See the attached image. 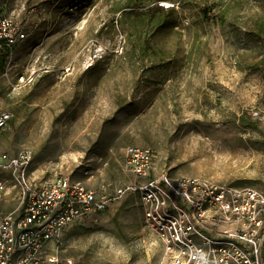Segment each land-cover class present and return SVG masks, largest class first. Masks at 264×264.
Here are the masks:
<instances>
[{
  "label": "rangeland",
  "instance_id": "374dc122",
  "mask_svg": "<svg viewBox=\"0 0 264 264\" xmlns=\"http://www.w3.org/2000/svg\"><path fill=\"white\" fill-rule=\"evenodd\" d=\"M4 1L28 36L0 51V105L16 116L0 153L31 149L32 180L127 184L125 149L139 145L155 149L154 174L264 192V0H141L171 7L143 20L122 13L125 0ZM19 196L0 193V217ZM108 206L67 228L64 256L155 264L161 243L139 194Z\"/></svg>",
  "mask_w": 264,
  "mask_h": 264
},
{
  "label": "built area",
  "instance_id": "2783aa9c",
  "mask_svg": "<svg viewBox=\"0 0 264 264\" xmlns=\"http://www.w3.org/2000/svg\"><path fill=\"white\" fill-rule=\"evenodd\" d=\"M28 32L0 0V51L14 53ZM14 55V54H13ZM34 80V73L22 77ZM0 105V131L15 118ZM33 151L0 153V193L19 189L14 211L0 217V264H73L63 254V235L77 220L98 221L108 205L128 192L139 194L145 227L161 243L155 264H263L264 192L228 187L203 178L154 174L156 151L128 145L127 169L134 180L97 186L68 175L35 182Z\"/></svg>",
  "mask_w": 264,
  "mask_h": 264
},
{
  "label": "trees",
  "instance_id": "16d2710c",
  "mask_svg": "<svg viewBox=\"0 0 264 264\" xmlns=\"http://www.w3.org/2000/svg\"><path fill=\"white\" fill-rule=\"evenodd\" d=\"M124 4H125V7H124V10L122 11V13L123 12H126V9H131L130 10L131 14H134V16L137 19H141V20H143L142 19L143 18V15L145 13H147V12L152 13L154 15H161L163 13H167L171 9L170 6L167 7L164 4L161 5V3L159 1L155 2L153 6H151L150 8L147 9V11H145L143 9V4H141V0H125L124 1ZM125 14H127V13H125ZM209 15L211 17H215V18L217 16H219V17L222 18L223 22L225 21V17H223L222 15H215L214 13H209ZM253 118L254 117H253L252 114L248 117V120H249V121H247L248 124L249 125H254V126L259 125L258 124L259 123V120L256 119L255 121H253L254 120Z\"/></svg>",
  "mask_w": 264,
  "mask_h": 264
}]
</instances>
